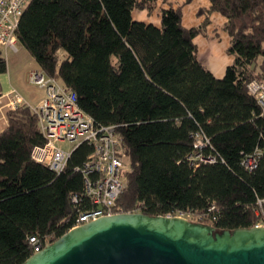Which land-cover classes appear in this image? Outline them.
Segmentation results:
<instances>
[{"label":"trees","instance_id":"16d2710c","mask_svg":"<svg viewBox=\"0 0 264 264\" xmlns=\"http://www.w3.org/2000/svg\"><path fill=\"white\" fill-rule=\"evenodd\" d=\"M161 9V24L136 20L158 0H30L16 28L39 68L77 93L97 125H115L126 149L123 212H192L217 230L251 228L264 215V109L249 91L264 81V0H210L204 20L183 24V7ZM226 18L233 62L219 77L197 54L211 14ZM8 60L0 44V75ZM2 94L0 82V95ZM0 130V264H23L68 232L91 203L82 167L93 151L79 145L58 173L31 156L46 142L27 104L6 111ZM209 139L199 150L196 133ZM261 151L258 167L243 158ZM202 160L194 158L199 153ZM73 196L82 199L78 204ZM263 200L259 204V200ZM259 212V213H258Z\"/></svg>","mask_w":264,"mask_h":264},{"label":"built area","instance_id":"2783aa9c","mask_svg":"<svg viewBox=\"0 0 264 264\" xmlns=\"http://www.w3.org/2000/svg\"><path fill=\"white\" fill-rule=\"evenodd\" d=\"M29 2L30 0H0V44L4 48L18 52L16 28ZM29 79L31 83L45 90L44 98L33 105L16 88H12L7 94V106L16 108L27 104L38 117L46 142L34 146L31 152L32 158L60 173L66 168L79 145L87 142L93 146V151L84 165L76 167V170H82L84 174L86 193L93 205L78 212L71 229L103 216L122 213V209L116 204L127 188V179L124 176L127 153L116 126L97 125L79 106L77 93L65 87L58 78L47 75L41 68L32 69ZM248 89L264 109V81L253 79L249 82ZM57 142H70L73 148L65 150ZM208 142L209 139L202 133H196L195 146L199 150H203ZM260 156L261 151L258 149L245 155L243 166L249 171H254L258 167ZM194 158L214 160L212 157L204 158L201 151ZM81 201L78 196H73V202L78 204ZM262 202L263 200L260 199L259 204ZM168 215L182 216L190 220L193 216L200 220L203 218L202 215L198 216L192 212ZM255 226H264V215ZM31 242L34 244L35 252L45 247L36 237H32Z\"/></svg>","mask_w":264,"mask_h":264},{"label":"water","instance_id":"95a60500","mask_svg":"<svg viewBox=\"0 0 264 264\" xmlns=\"http://www.w3.org/2000/svg\"><path fill=\"white\" fill-rule=\"evenodd\" d=\"M23 264H264V226L122 212L74 227Z\"/></svg>","mask_w":264,"mask_h":264},{"label":"crops","instance_id":"0c3cea01","mask_svg":"<svg viewBox=\"0 0 264 264\" xmlns=\"http://www.w3.org/2000/svg\"><path fill=\"white\" fill-rule=\"evenodd\" d=\"M186 0H158L157 2V8L152 14H149L147 10L145 9H136L133 12V17L136 18V20L145 21V22H151L156 25L161 24V14L160 11L164 7H169L170 5L178 6L180 4H183ZM211 5L210 0H191L189 3L185 4L183 7V24L186 27H192L195 25L200 24L204 20V15L199 14V10L201 8H208ZM226 22V18L220 14L219 12H214L211 14V24L209 25L207 29V34L204 36L198 35L195 38V43L201 38L202 44L204 46V54L202 56H199V59L209 68L211 69L215 75L222 77L227 67L233 62L234 57L233 55L228 53V48L231 44V37L228 35L225 31H223V25ZM222 28V29H221ZM224 33H223V32ZM221 34L228 35L226 38V46H225V53L227 52V60L225 59L226 63L225 66L222 68L221 65V59L224 58L222 54L218 53L219 48L214 47L215 39L220 37ZM22 46V45H21ZM23 47V46H22ZM211 50V52H208V49ZM214 48V50L212 49ZM11 50V49H10ZM227 50V51H226ZM12 51V50H11ZM214 51V53H212ZM14 52V51H12ZM20 53V50L18 52H15V54ZM7 58V57H6ZM206 60H212L215 59L214 62ZM8 60V58H7ZM220 60L219 62H217ZM34 66L30 65L29 67H26L24 69L23 74L21 76V72L16 70V67L12 66L11 63L8 61V71L6 73H2L0 75V82H1V89L2 94L0 95V130H4L7 126V118H6V111L9 108L7 106L8 98L7 94L10 92L12 88H16L30 104H38L45 96V90L40 87L36 86L35 89L29 90L27 87L23 86L20 81L24 79V77H27V80L29 83V72L32 69L38 68L39 65L34 59ZM36 63V64H35ZM22 77V78H20Z\"/></svg>","mask_w":264,"mask_h":264},{"label":"rangeland","instance_id":"374dc122","mask_svg":"<svg viewBox=\"0 0 264 264\" xmlns=\"http://www.w3.org/2000/svg\"><path fill=\"white\" fill-rule=\"evenodd\" d=\"M222 30L228 34V32L225 29H222ZM205 35L206 34H200V36H204V37H205ZM228 35L221 34L220 37H218L214 40L215 41L214 47L217 49L219 48L218 53H220V55L222 54V56H224V58L221 59L222 68L225 66V63H226L225 59L227 60V55H226L227 52L225 53V46H226V38ZM204 37H201V38L203 39ZM201 38L198 39V41L196 42L198 56H202V54H204L203 52H204L205 44L204 45L202 44ZM18 47H19L20 53L15 54V52H12L9 48H4V54L8 58V61L11 63V65L16 67V70L21 72V76H22V74H23L22 71H24V69L26 67H29L30 65L34 66V62H35L34 59L35 58L31 55V53L27 49L22 47L19 42H18ZM206 49H208V48H206ZM212 49L214 50V48H212ZM208 52H211V50L208 49ZM212 53H214V51ZM214 60L215 59H212V60L210 59V60L205 61V59H204L205 62H208V61L214 62ZM219 61L220 60H218L217 62H219ZM20 78H22V77H20ZM257 80H259V79H257ZM260 81H262V80H260ZM20 83L23 86L27 87L29 90H32L33 88L35 89L36 86H39V85H35L33 83H29L26 76L24 77V79H22L20 81ZM57 144L65 150H71L73 148V144L70 142H57Z\"/></svg>","mask_w":264,"mask_h":264}]
</instances>
